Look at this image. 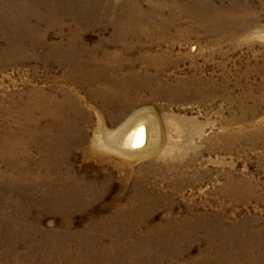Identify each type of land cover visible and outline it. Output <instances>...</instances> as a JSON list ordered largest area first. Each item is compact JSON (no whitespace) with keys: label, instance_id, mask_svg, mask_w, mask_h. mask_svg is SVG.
I'll list each match as a JSON object with an SVG mask.
<instances>
[{"label":"rangeland","instance_id":"1","mask_svg":"<svg viewBox=\"0 0 264 264\" xmlns=\"http://www.w3.org/2000/svg\"><path fill=\"white\" fill-rule=\"evenodd\" d=\"M263 3L243 1L246 22L214 47L195 21L199 11L227 0H0V264H264V137L254 138V130L245 135L264 128ZM129 19L186 29L189 39L172 46L164 71L187 77L200 66L204 77L227 74L230 100L212 97L217 90L210 83L188 82L189 98L176 92L154 100L148 97L152 83L136 91L109 88L113 94L106 97L88 81L79 89L63 79L71 70L68 55L61 60L52 52L68 49L81 58L73 60L77 68L97 71L87 61L114 50L113 33ZM159 32L134 40L137 50L121 53L122 59L139 63L138 56L155 52L151 36ZM141 66L153 71L147 62ZM117 76L111 70L97 81ZM38 86L47 93L66 90L78 106L46 104L38 122L25 121L38 113L24 106ZM140 113L153 119L167 154L182 153L178 146L197 154L190 181L167 179V168V174L153 172L163 167L151 160L100 157L97 151L108 152L100 144L89 155L91 137L101 139ZM230 117L236 138L221 151V121ZM188 124L197 132L193 150L183 141Z\"/></svg>","mask_w":264,"mask_h":264},{"label":"bare ground","instance_id":"2","mask_svg":"<svg viewBox=\"0 0 264 264\" xmlns=\"http://www.w3.org/2000/svg\"><path fill=\"white\" fill-rule=\"evenodd\" d=\"M243 1H250V0H227V4H222L216 8L208 9L207 12H203L204 9L198 12L201 15L197 16V21H195V24L196 25L198 24L200 28L209 31L210 34L204 37L207 42H209L214 47H219L223 43H227L229 41L230 34H231L230 30L232 29V27L236 24L242 25L246 19V14H248L246 11V9L248 8L241 5ZM10 17L11 15L8 14V18ZM4 18H5L4 20H8L7 17H4ZM132 19L131 20L129 19V22H125V21H123L125 23L120 22L119 23L120 26L118 25L117 30L114 31L113 35L117 38V41H116L117 43H115L114 50L110 51V53H107L105 57H101L100 59L91 57L87 61L89 66L90 65L94 67L99 66L97 71H91L88 73V69H85L84 66L77 68L73 60H75L76 58L81 60V58L76 57L74 53L69 54L68 49L64 52H62V50L61 52L58 50L57 51L55 50L54 52H52L51 53L52 55L61 57V60L65 59L66 54L68 55L67 63L69 61L68 65H71L70 66L71 70L68 69L70 72L67 71L68 75L64 77L63 79L66 82H69V84L76 85L79 89L82 88L83 83L85 81H88L93 85L92 87H95V90L97 92H99L100 94L106 97H108V94L109 95L113 94V92L110 91L111 88H116L117 91H119L121 88H136V89H133L136 91L138 90V88L146 86L143 84V82L152 83L148 87V97L154 100L155 99H167V98L172 99L173 96L175 95L171 97L170 94L171 93L175 94L176 92L181 94V96L183 97L189 98L193 94V92L189 88L188 82H191L196 85L210 83L213 85L214 89L217 90L214 96H212L213 93H203L200 96L202 97L219 96L225 101H227L226 99L230 100V90L227 88V83L229 82L230 78L228 77L227 74H222L220 76V80H218L215 77L214 78L213 77L209 78L207 76L204 77L203 69H200L201 68L200 66H193L194 73L187 77L174 75V77L171 78L170 77L171 72H175L177 69L176 70L171 69L172 71L170 72L164 71L163 63L164 62L166 64L170 63L169 61L171 60V54H172L171 51L173 49L172 46L181 41H185L189 39L188 37L189 34L186 29L176 28L175 25L171 23V21L164 22L163 20H158L156 23L153 21L154 23L147 22V24H140L139 22L133 21ZM141 25H144L147 29H143ZM170 29H172L173 32H170ZM10 30L11 29L7 27V32H9ZM157 30L160 31L159 34L156 36H151V40H153V42L156 43L157 45V49L155 52L153 53L144 52L143 56H138L137 60H140L139 63L130 64L129 62L127 63L124 61V59H122L123 57L121 56L123 54L129 55L133 53L134 49H136L135 47L138 44L134 45L136 44L134 40L139 41L140 37H143L145 33L147 32L156 33ZM179 31L182 32L183 34L179 35ZM199 34L201 35V33ZM198 38L199 37H196V39ZM163 42L169 43L168 46L165 47V49H161L163 48L161 46ZM145 44L146 42H143L140 45L141 48ZM212 56L213 54L211 53L207 55L208 58H211ZM144 62H147L148 64L153 66V68L151 67L153 71L148 72V69H149L148 67L141 66V64H143ZM125 66L128 68L126 71H124V69L126 68ZM166 66L168 67V65ZM123 67L125 68L123 69ZM111 70L113 72L114 71L117 72L120 76L113 77V78L111 77L107 78L105 82H101V83L97 81L98 80L97 77L99 76V74L102 75V73H108ZM57 79L58 77L52 76L50 81L56 82L58 81ZM37 88L34 89L33 95L31 96V98H28V101L24 104V106L25 108H30V107L34 108L36 111H38V113L36 117L32 115H28V114L25 115L26 117V119L24 118L25 121L28 119H34V120L36 119V122H38V120H40L42 116L44 117V112H46V108H45L46 104L53 105L55 109H59V110L63 108L62 106L64 105V103L66 105L67 104L69 105V104H73L71 102H74L75 104L74 106H78L77 101L75 100L76 98L72 95V93L70 94L66 90H63L62 92H58V94H56L54 90H50V93L43 91L42 86H38ZM133 93H136V92H133ZM60 96L62 97V99L60 100L57 99V97L59 98ZM32 98H35L34 101H31ZM146 117H147L146 114L140 113L139 115L134 116L133 118H129L123 124H120L117 127V129L114 130V132L106 133L107 135L105 137H102L101 139L96 138L95 136L91 137L89 139V145H88L89 155H93V153L98 150L96 149L97 144H100L102 146H105L108 151L104 153H102V151H97L98 152L97 154L100 157H108L109 159L112 156L124 155L127 157L135 156L137 158H140V160L142 158L144 160L145 159L151 160V162L155 166H157V164H161L163 167L162 170H160V168H157V169L154 168L153 172L157 170L159 173H162L161 175L167 174V171L165 170V168H167V169H170V174H171V176L166 177L167 179L168 178H170L171 180L173 179L175 181H178V183H181V184L184 182L190 181V175H189L190 173H188L189 167L196 166L197 154L196 153L190 154L188 151L185 152L181 149V146H178V150H180L182 153L178 155L175 153L167 154L166 150H164L165 148L162 149L163 139H158L159 138L158 134L156 133V131H153V122H154L153 119L151 118L148 119V117L147 118ZM57 119L58 117L52 118V120L55 122L59 121ZM145 119H147V122H145ZM231 120L232 118L230 117V119L226 118L221 121L223 123L222 125L223 132L221 135L219 134L220 135L219 138L221 140L219 149L221 151H226L228 149L229 141L236 138L235 133L237 131H232V129L229 127ZM54 127H57V125L53 124L52 128ZM18 128H22V127H18ZM58 128L61 129V126H59ZM253 130L256 134L254 138L264 137V128L262 126L254 127L252 130L248 132V134L245 133V135H248L249 137H251ZM41 133L44 136L48 135L45 132V130H43V132ZM195 134H197L196 130L194 128L191 129V126L188 124L186 131L184 133L183 141L190 144V150H193L194 148L192 141L196 138ZM54 140L55 138L53 137L50 140L45 139L42 141V144L44 145V142L51 143ZM175 145H176V142L173 144V149H175ZM138 148L139 150H136ZM194 150H196V148ZM205 172H210V171L205 170L204 173ZM200 174L201 173H198L196 176L199 177ZM195 179L192 178L193 181ZM220 196L222 197V195ZM215 208H218V207H215Z\"/></svg>","mask_w":264,"mask_h":264}]
</instances>
